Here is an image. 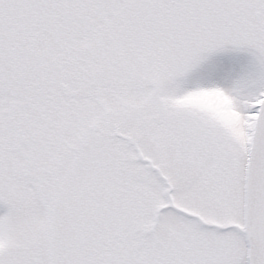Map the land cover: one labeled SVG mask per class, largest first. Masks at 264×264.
<instances>
[{
  "label": "snow or ice",
  "instance_id": "1",
  "mask_svg": "<svg viewBox=\"0 0 264 264\" xmlns=\"http://www.w3.org/2000/svg\"><path fill=\"white\" fill-rule=\"evenodd\" d=\"M0 264H264V0H0Z\"/></svg>",
  "mask_w": 264,
  "mask_h": 264
}]
</instances>
